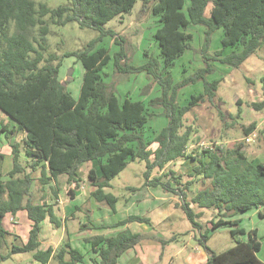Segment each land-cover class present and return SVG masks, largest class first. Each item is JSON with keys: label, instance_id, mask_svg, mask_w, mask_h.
I'll return each instance as SVG.
<instances>
[{"label": "trees", "instance_id": "obj_1", "mask_svg": "<svg viewBox=\"0 0 264 264\" xmlns=\"http://www.w3.org/2000/svg\"><path fill=\"white\" fill-rule=\"evenodd\" d=\"M137 1L68 0L67 5L51 9L35 0H0V111L17 123V132L25 133L27 159L23 162L20 145L12 144L13 167L7 175L9 179L4 181L1 172L4 156L0 154V264L23 253L39 264H48L53 258L58 264H89L86 254L70 242H64L56 250L42 248L43 223L49 220L56 227H61L62 223L54 205L34 200L32 187L34 174L38 171L42 185L56 183L66 176L68 185L74 186L70 190L74 197L75 189L83 182L80 168L95 161L99 170L90 169L88 179L96 188L92 196L98 202H105L116 211L119 199L106 189L112 187V181L132 162H145L144 185L161 187L181 196V209L194 229L203 228L197 222L198 215L192 204L217 211V221H213L198 238L208 254L207 264H264L257 256L261 243L256 230L248 233L247 241L240 240L245 232L238 227L239 220L231 219L264 208V163L255 164L242 145L231 150L215 144L203 150L201 155L194 152L186 155L193 129L185 127L187 113L217 96L223 78L207 79L217 72L214 64L218 62L238 70L264 48V0H156L152 13L159 17L160 26L155 40L163 62L150 58L145 64L134 67L128 63L115 31L105 25L128 14ZM140 1L143 8L150 2ZM210 4V16H206ZM49 23L56 26L77 23L82 29L99 32V39L110 36L121 47L112 57L107 49L97 48V41L93 40L83 50L63 55V58L75 56L84 67L77 101L60 79L62 58L48 53ZM191 26L206 27L200 50L205 66L175 83L172 68L192 48ZM219 30L223 32V49L211 53L213 34ZM228 48L231 52L225 55ZM112 60L116 73H146L159 85L160 96L147 102L130 97L119 99L104 75V68ZM200 82H203V92L192 95L186 105L180 106L177 102L180 90ZM261 82L264 90V77ZM149 107L163 108L167 118V124L157 134L146 132L151 116ZM252 107L261 111L264 101L254 103ZM254 130V125L246 128L245 136ZM182 157L195 162L192 181L184 184L181 175L174 172L152 177L154 170L163 171ZM199 180L210 181L211 187L197 192L189 202L187 192ZM75 210L81 209L76 206ZM20 211H27L33 222L25 244L4 227L6 215H16ZM260 216L264 218V210ZM132 222L151 225L150 219L132 215L116 226ZM221 227L233 228L230 233L235 245L216 253L208 242ZM153 238L152 234L142 235L129 230L115 236H94L90 239V256L93 257L88 259L91 264H117L128 250ZM160 242L163 247L166 245V241ZM3 245L6 253L1 250Z\"/></svg>", "mask_w": 264, "mask_h": 264}, {"label": "rangeland", "instance_id": "obj_2", "mask_svg": "<svg viewBox=\"0 0 264 264\" xmlns=\"http://www.w3.org/2000/svg\"><path fill=\"white\" fill-rule=\"evenodd\" d=\"M35 1L36 3H44L51 9L68 4V0ZM154 2L156 0H150L149 4L143 8V2L139 0L128 14L119 16L105 25L106 28L115 31L121 47L127 54L128 63L134 67L145 64L150 58L158 59L161 64L163 62L155 40L160 22L159 17L152 13ZM211 7L212 4L205 12L206 16H210ZM46 19L50 21L49 17ZM49 27L48 53L56 54L59 58H62L60 79L62 82H66L69 78L66 85L67 89L77 101L83 83L84 67L75 56L63 58V55L68 52L83 50L93 40L97 41V48L107 49L112 57L121 47L117 46L110 36L99 39V32L88 28L82 29L77 23H69L65 26H56L49 23ZM205 31L206 27L204 26L190 27L189 32L193 34L194 38L191 42L192 48L187 50L172 68L175 83L180 82L184 77L193 75L195 71L205 66L200 52L205 39ZM222 36V30L213 34L211 53L223 49ZM230 52L231 48L226 49L225 55ZM214 66L217 72L209 75L207 79L213 81L222 77L223 81L213 101L206 100L185 115V127L193 129L192 140L186 155L192 152L201 155L203 150L215 144L231 150L242 145L247 156L255 164L264 163V109L257 111L252 107V104L264 101V90L261 82V78L264 77V48L248 59L238 70L218 62ZM113 69L112 60L104 68V75L107 83L111 85L112 90L119 99L124 100L125 97H130L133 100L147 102L160 96L159 85L146 73L125 75L116 73ZM70 72H72L71 75ZM203 90V82L182 88L179 92L178 104L180 106L186 105L192 95L201 93ZM148 112L151 116L146 132L150 131L151 134H157L167 124L165 112L161 107H149ZM251 125L255 126V130L247 137L245 136V129ZM1 126L0 121V128ZM2 136L4 138L5 135L2 134ZM249 137L250 141H248ZM153 148H157V144ZM194 165L193 160L182 157L167 165L163 171L154 170L152 177L174 172L181 175L182 182L185 184L193 180L191 173ZM92 168L99 170V164L95 161L81 167L80 173L83 182L78 189V200L75 201L72 200L70 194L73 186L68 185L66 176L60 177L56 184L50 186L41 184L39 171L34 174L35 181L32 187L34 200L39 202L44 199L57 205V214L63 225L58 231L54 224L51 225L47 222V225L50 224L52 228L48 232L46 227L42 235L43 249H47L49 246L58 249L65 240L71 239V237L74 245L82 250L86 249L84 239H90L101 234L113 235L119 230L80 231L79 229L82 226L80 222L87 225H90V221L95 224L111 225L129 215L143 213L147 217L151 214L155 216L157 225L147 227V225L132 223L129 225L132 232L142 233L143 230H146L145 232H152L154 237L164 240H169L177 235V241L169 243L163 249L159 239H147L145 243H141L136 248L142 246L144 250L145 248L149 249L152 254L148 256L146 262L141 257H132L133 261H130L129 264H200L201 260L208 257L205 249L199 246L198 238L201 230H195L192 227L186 214L181 209L183 204L181 196L167 192L161 187L152 188L144 185L145 162H132L125 171L112 181V187L106 189V192L112 193L119 199L115 213L107 203L98 202L92 196V193L96 190L88 179V172ZM11 169L12 166L9 163L2 162L1 172L4 175V181L9 179L7 175ZM164 181L166 182L167 178ZM196 184L190 192H187L189 202L197 192L211 187L210 181L203 182L199 180ZM132 188L134 190H131ZM74 205L81 206L82 211H76L74 216H71L70 213L74 211ZM193 209L195 213L200 215L197 222L201 224L202 228L211 227V223L216 221V212L200 209L195 204ZM169 210L174 212L166 217L164 221H161L166 216V211ZM253 213L251 211L250 214L244 217L239 227L245 234H248L252 228H258L260 235L264 236V221ZM72 217H76V219ZM66 219L70 220L66 221ZM23 220L9 217L5 226L8 230L16 231L21 239H27L30 227L26 226ZM231 229L233 228L221 227L218 229L212 235L208 246L216 253L233 247L235 242L230 233ZM68 232L70 236L67 234ZM243 238L247 241V235ZM9 239L11 240L12 237H9ZM1 250L4 253L7 252L5 245L2 246ZM134 250L127 251L118 264H124L130 255L134 256ZM258 257L264 261V247ZM30 258L27 255L19 256L15 260L7 261L5 264L33 263L32 258Z\"/></svg>", "mask_w": 264, "mask_h": 264}, {"label": "crops", "instance_id": "obj_3", "mask_svg": "<svg viewBox=\"0 0 264 264\" xmlns=\"http://www.w3.org/2000/svg\"><path fill=\"white\" fill-rule=\"evenodd\" d=\"M0 121H1V124H2V126H1V128H0V154H2L3 156H4V159H3V161L4 162H6L7 164L9 163L12 167H13V162H12V149H11V145L12 144H14V143H18L19 145H20V150L22 151V160H23V162H25L27 159H26V156H25V146H24V140H25V133H23V132H17L15 129H17V123L14 121V120H12L9 116H6L5 114H3L1 111H0ZM16 131V132H15ZM2 134H4L5 136H4V138H3V136H2ZM2 161V162H3ZM89 164V163H88ZM86 165V164H85ZM81 169V168H80ZM95 169V168H94ZM37 173V172H36ZM35 173V174H36ZM79 174L81 175V173H80V171H79ZM60 179V178H59ZM57 183V182H56ZM55 182H52V183H50V184H47V185H50V186H52V184H56ZM73 188H74V186H73ZM79 189V188H78ZM78 189H75V191H74V197H72V200L73 201H75V200H78ZM97 201V200H96ZM39 202H41V203H46V204H52V205H54L53 203H51V201H45L44 199H42V201H39ZM193 205L194 204H192L191 206H192V208H193ZM76 206H78V207H80V209H82V207L81 206H79V205H74V211L72 212V213H70V215L71 216H74V213L76 212V210H75V207ZM197 206V205H196ZM198 207V206H197ZM57 205H54V210H55V213H56V216H57V218L60 220V218L58 217V212H57ZM198 208H200V207H198ZM200 209H205V210H207V211H214V213L216 212V217H217V211L216 210H214V209H206V208H200ZM264 210V208H259V209H256V210H252L254 213L253 214H255L256 216H258L259 217V219L260 220H263L264 221V218H261V216H260V212H262ZM79 211H82V210H79ZM116 211H114V213H115ZM174 211L173 210H169V211H166V216L161 220V221H164L165 220V218L166 217H168L170 214H172ZM184 212V211H183ZM251 212V211H250ZM250 212H247V213H243V214H238V215H235V217H233V218H231L232 219V221H234V220H239V226H240V224H242V219L244 218V217H246L248 214H250ZM197 214V213H196ZM132 215H139V216H142V217H145V218H148V219H150V221H151V225L150 224H147V223H139V222H132V223H139V224H141V225H147V227H149V226H151L152 227V225H157V222H156V218H155V216H153L152 214L149 216V217H147V216H144L143 215V213L142 214H132ZM132 215H129L128 217H130V216H132ZM198 215V218L200 217V215L199 214H197ZM9 217H13V218H21V220H23L24 221V223H25V225L26 226H29L30 227V230L32 229V226H33V222L28 218V214H27V211H20V212H18L16 215H12V214H7L6 215V217H5V219H4V227H5V229L7 230V231H9L12 235H16L18 238H19V242H21V244H25L27 241H28V239H29V233H30V230H29V233H28V236H27V239H21L20 237H19V235H17V232L16 231H14V230H8L7 228H6V223L8 222V221H6ZM128 217H126V218H123V219H120V220H118L117 222H115V223H113V224H111V225H107V224H103V223H101V224H95L94 222L92 223L90 220V222H89V224L90 225H87V224H83V222L81 223L80 222V224H82V226L80 227V231H86V230H96V231H103V230H107V229H116V230H119L117 233H115V234H113V235H109V236H115L116 234H118V233H120V232H123V231H125V230H129V231H131L130 230V228H129V225L130 224H132V223H128V224H126V225H124V226H116L120 221H123V220H125V219H127ZM72 218H74V219H76V217H72ZM198 218H197V220H198ZM79 219V218H78ZM67 220H70V219H66V221ZM251 220H252V218H251ZM65 221V220H64ZM216 221H217V218H216ZM30 222V223H29ZM47 222L48 223H50V221L49 220H46L44 223H43V229H42V232H41V242H42V235H43V233H44V231L46 230V227H47V231L49 232V229L50 228H52L51 227V225H53L52 223H50V224H48L47 225ZM101 225H104V226H106L107 228H104V229H101V228H99V229H95L94 227L95 226H98V227H100ZM63 226V225H62ZM61 226V227H62ZM85 226H90L89 228H84ZM238 226V227H239ZM61 227H56V229L58 230V231H60V229H61ZM240 228V227H239ZM207 229V228H206ZM206 229H202L201 230V232H200V234L201 233H203V232H205V230ZM196 230V229H195ZM254 230H256V232H257V238H258V241L261 243V250L257 253V256H258V254H260L262 251H263V247H264V236H261L260 235V230L258 229V228H252L251 230H249L250 232L251 231H254ZM146 230H143V232L142 233H140V234H152V232H145ZM132 232V231H131ZM216 232V231H215ZM132 233H135V232H132ZM67 234H69V236H70V233L68 232ZM101 235H103V234H101ZM101 235H95V236H101ZM247 235V240H248V234H245L244 236H246ZM103 236H108V235H103ZM244 236H240L239 237V239L240 240H244ZM94 237V236H93ZM176 237H177V235L176 236H173L171 239H169V240H164V239H161V238H159V237H154L153 239H155V238H157V239H159L160 241L161 240H163V241H166V245L163 247V249L166 247V246H168V244L169 243H171V242H174V241H177V239H176ZM92 238V237H91ZM90 238V239H91ZM90 239L88 238V239H84V241L86 242V247H85V243H84V247L86 248V249H81V248H79V247H77L76 245H74L73 244V242H72V240H73V238L71 237V239H67V240H65L64 242H70L72 245H73V247L74 248H78L79 250H81L84 254H86V253H88V254H86V256H87V260H88V262H89V264H91V262H90V260L88 259L89 257H93L92 255L90 256V251H91V244H90ZM245 241V240H244ZM146 242V240H144V241H142L141 243H145ZM140 243V244H141ZM139 244V245H140ZM147 244V243H146ZM139 245H137V246H139ZM136 246V247H137ZM199 246H201L200 244H199ZM50 247V246H49ZM83 247V248H84ZM133 248V249H135L134 250V253H133V255L134 256H132V255H130L129 256V259L127 260H125V263L124 264H129L130 263V261L132 262L133 260V258L132 257H141L142 259H143V261L144 262H146V260H147V258H148V256L149 255H151L152 253H151V251L149 250V249H147V248H145V250L143 249V247L141 246V247H139V248ZM202 247V246H201ZM203 248V247H202ZM197 249V248H196ZM54 250H56V248L54 249ZM131 250V249H130ZM129 251V250H128ZM147 252H149L150 254H148ZM163 254V253H162ZM28 256V257H31L29 254H27V253H23V254H16V255H13L12 257H11V259L10 260H12V259H14L15 260V258L16 257H19V256ZM125 255V254H124ZM123 255V256H124ZM161 255V254H160ZM122 256V257H123ZM121 257V258H122ZM160 257H162V256H160ZM120 258V259H121ZM259 258V257H258ZM31 259V258H30ZM119 259V260H120ZM260 259V258H259ZM10 260H8V261H10ZM66 260H69V256H66ZM119 260H118V262H119ZM261 260V259H260ZM262 262H264L263 260H261ZM7 262V261H6ZM6 262H4V264L6 263ZM118 262H117V264H118ZM207 262H208V257L206 258L205 257V259H203V260H201V263L200 264H207ZM24 264H39L38 262H35V261H33V263H28V262H24ZM48 264H58V262H57V260L56 259H51V261L48 263Z\"/></svg>", "mask_w": 264, "mask_h": 264}, {"label": "water", "instance_id": "obj_4", "mask_svg": "<svg viewBox=\"0 0 264 264\" xmlns=\"http://www.w3.org/2000/svg\"><path fill=\"white\" fill-rule=\"evenodd\" d=\"M72 72H70V75H71ZM67 81H69V78L67 79ZM67 81L66 82H63V85L66 86L67 85Z\"/></svg>", "mask_w": 264, "mask_h": 264}, {"label": "built area", "instance_id": "obj_5", "mask_svg": "<svg viewBox=\"0 0 264 264\" xmlns=\"http://www.w3.org/2000/svg\"><path fill=\"white\" fill-rule=\"evenodd\" d=\"M251 139H250V137L248 138V141H250ZM208 148V147H207Z\"/></svg>", "mask_w": 264, "mask_h": 264}]
</instances>
